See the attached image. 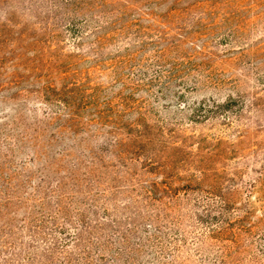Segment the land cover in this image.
<instances>
[{
    "label": "rangeland",
    "instance_id": "rangeland-1",
    "mask_svg": "<svg viewBox=\"0 0 264 264\" xmlns=\"http://www.w3.org/2000/svg\"><path fill=\"white\" fill-rule=\"evenodd\" d=\"M0 264H264V0H0Z\"/></svg>",
    "mask_w": 264,
    "mask_h": 264
}]
</instances>
